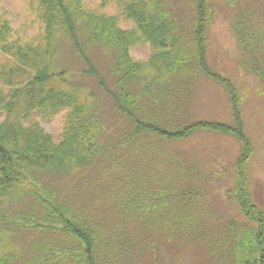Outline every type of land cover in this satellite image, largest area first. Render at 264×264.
<instances>
[{"label": "rangeland", "instance_id": "1", "mask_svg": "<svg viewBox=\"0 0 264 264\" xmlns=\"http://www.w3.org/2000/svg\"><path fill=\"white\" fill-rule=\"evenodd\" d=\"M31 1L0 0V18L13 31L11 43L19 39L38 45L43 37L44 24ZM81 1L89 10L115 16L125 30L136 27L127 15L133 0ZM207 3L211 15L202 58L196 4L152 3L159 25L166 23V39L162 47L138 41L130 48L136 68L130 76L125 75L129 66L116 70L119 47L92 39L81 24L77 35L89 62L68 36L61 38L53 68L66 72L62 84L77 92L86 108L81 123L89 130L83 140L93 151L77 169L81 157L66 164V174L56 168L35 173V179L58 194L54 222L43 216L28 192L31 183L21 187L19 197L3 203L0 260L12 256L10 264H83L84 252L68 234V221L95 235L99 264H241L235 261L241 258L247 232L258 231L233 195L238 161L247 153L243 134L253 145L247 163L250 190L264 210V75L257 71L264 66V0ZM237 25L247 43L254 42L252 53L242 50ZM13 63L0 49V70ZM92 67L97 75L88 73ZM211 74L233 83L238 105ZM122 89L135 97L132 107L141 125L120 107ZM68 112L37 110L34 118L59 144ZM4 119L0 113V122ZM201 121L222 123L240 137L198 130L184 139L171 138ZM153 126L169 134L154 133ZM17 217L30 219L21 223Z\"/></svg>", "mask_w": 264, "mask_h": 264}, {"label": "trees", "instance_id": "2", "mask_svg": "<svg viewBox=\"0 0 264 264\" xmlns=\"http://www.w3.org/2000/svg\"><path fill=\"white\" fill-rule=\"evenodd\" d=\"M191 1L197 6L196 34L199 37L198 51H200L202 58L203 33L210 22L211 13L207 0ZM154 2L158 4V0H133L127 15L133 20L136 27L132 30H125L120 26L118 18L89 10L84 7L81 0H32L31 5L35 15L45 28L38 45L26 44L19 39L11 43L10 41L13 40L11 25L7 20L0 18V49L10 55L14 62L0 70L2 86L0 88V113L5 114V119L0 122V209L6 200L16 199L21 195L23 190L21 187L31 183L32 189L28 192L41 206L43 216L54 222L55 196L58 194L53 187L42 184L40 180L35 179V173L45 174L50 169L55 168L60 173H65L67 171L64 169L66 164L71 166L74 159L81 157L80 162L75 167L77 169L82 164L81 162L87 159L88 152L93 151V146L87 145L83 140L88 135L89 130L87 126H83L81 123L86 108L79 103V94L68 92L66 86L62 84L61 81H65L66 72L53 68L52 59L58 54V45L62 44V39L68 36V40L75 44L81 56L89 62L77 35L81 24V29L88 32L92 39L104 41L108 46L119 47L120 58L116 70L120 73L119 66H129L125 75L130 76L136 70L130 57V48L138 41L149 42L154 48L162 47L166 39L164 38V26H162H166V23L159 25L160 16L155 12L153 13L152 3ZM166 17L167 15L163 13V18L166 19ZM235 30L239 35L242 50L252 53L254 42L247 43L240 34L244 30L239 25L235 27ZM260 59L261 64H264V56ZM263 69L264 66L257 69L261 78L264 75ZM88 73L97 75V71L93 67ZM211 75L217 82H221L229 94L233 96L234 106L238 105L240 97L233 83L217 74ZM120 95L118 96L120 107L123 111L127 110L126 112H129L130 117L138 125L140 121L136 118V113L132 107L136 102L135 97L123 89ZM128 101L131 107L128 105L126 108ZM48 109L69 110L63 141L59 144L55 143L54 138L47 134L34 118V113L37 110ZM144 127L147 128V126ZM149 128L153 129L154 133L162 132L163 134L165 132L158 126ZM198 130L238 136L237 131L231 127L222 123L206 121L187 125L184 129L170 135H172V139L180 140ZM243 143L247 153L245 152L246 154L238 161L239 175L236 179L233 195L243 215L258 225V231L247 232L241 245L243 249L240 254L241 258L238 260L236 258L235 262L264 264V210L253 200L247 173V163L252 157L253 145L244 134ZM27 219L30 218L17 217L15 221L26 223L25 220ZM30 222L39 225L37 224L39 222L34 219ZM69 224L70 222H65L66 230L80 244V248L84 252V263L99 264L95 255V235ZM11 259L12 256H7L0 260V264H10Z\"/></svg>", "mask_w": 264, "mask_h": 264}]
</instances>
